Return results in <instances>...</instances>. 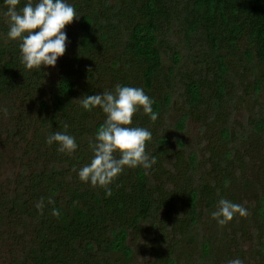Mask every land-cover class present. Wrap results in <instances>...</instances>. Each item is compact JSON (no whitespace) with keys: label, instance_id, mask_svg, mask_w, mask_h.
Listing matches in <instances>:
<instances>
[{"label":"trees","instance_id":"16d2710c","mask_svg":"<svg viewBox=\"0 0 264 264\" xmlns=\"http://www.w3.org/2000/svg\"><path fill=\"white\" fill-rule=\"evenodd\" d=\"M68 3L79 18L53 72L24 68L0 15V167L17 168L0 178V264H264V0ZM116 84L154 101L156 121L132 120L156 162L125 168L106 197L74 171L105 119L77 99ZM56 131L77 149L48 145ZM221 197L246 215L217 224Z\"/></svg>","mask_w":264,"mask_h":264},{"label":"clouds","instance_id":"9594fccd","mask_svg":"<svg viewBox=\"0 0 264 264\" xmlns=\"http://www.w3.org/2000/svg\"><path fill=\"white\" fill-rule=\"evenodd\" d=\"M20 3L21 0H2L6 10L0 13L7 24V38L19 41L20 63L26 70L54 67L66 50L68 37L65 26L79 16L68 0H25L23 6L18 7ZM77 100L86 111L99 106L105 119L94 134V142H89L92 152L90 161L74 171L81 182L103 187L105 196H111L108 185L125 168L139 166L147 170L156 162V158L145 151L151 132L147 128L133 126L132 120L134 113L142 108L151 121H156L158 113L153 111L154 101L143 88L121 84H116L112 90L84 95ZM45 142L48 145L55 143L61 153L70 154L78 147L75 137L60 131L49 134ZM48 203L53 201L49 199ZM35 207L43 212V198ZM52 214L58 216L59 211L53 208ZM236 214L244 216L246 209L221 197L211 217L222 226ZM227 264H243V260L237 257L228 260Z\"/></svg>","mask_w":264,"mask_h":264},{"label":"rangeland","instance_id":"374dc122","mask_svg":"<svg viewBox=\"0 0 264 264\" xmlns=\"http://www.w3.org/2000/svg\"><path fill=\"white\" fill-rule=\"evenodd\" d=\"M47 67L49 68L50 71L53 72V70L57 69V64L54 67H52V66H47ZM53 74L54 73H51L50 75H47L48 76V79H47L48 81H52ZM188 133L190 135H193L194 133H196V126L194 125V123H190V126L188 128ZM1 148H3V147H1ZM4 150L5 149L1 150V153H2L1 155L2 156H4V154H6V152ZM14 170H17V168H15L12 165V163H10V162L8 164H6V165H1V167H0V178H5L6 175L13 173ZM142 241H143V237L140 239L141 243H142ZM143 255H144V253L136 255V260L140 261V259L144 258Z\"/></svg>","mask_w":264,"mask_h":264}]
</instances>
